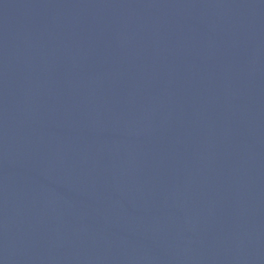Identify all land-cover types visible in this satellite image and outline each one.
Wrapping results in <instances>:
<instances>
[{"label":"water","instance_id":"1","mask_svg":"<svg viewBox=\"0 0 264 264\" xmlns=\"http://www.w3.org/2000/svg\"><path fill=\"white\" fill-rule=\"evenodd\" d=\"M0 264H264V0H0Z\"/></svg>","mask_w":264,"mask_h":264}]
</instances>
